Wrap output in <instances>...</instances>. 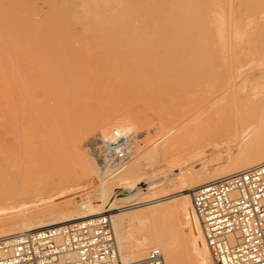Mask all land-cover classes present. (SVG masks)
Here are the masks:
<instances>
[{
    "label": "rangeland",
    "instance_id": "rangeland-1",
    "mask_svg": "<svg viewBox=\"0 0 264 264\" xmlns=\"http://www.w3.org/2000/svg\"><path fill=\"white\" fill-rule=\"evenodd\" d=\"M239 31L244 37L236 39ZM261 57L264 0H0V204L16 190H41L47 198L37 202L40 207L75 197L67 188L87 184L85 165L98 159L103 140L116 129L135 134L129 159L140 161L144 172L151 171L150 161L155 167L177 165L189 144L160 163L147 159L145 147L173 125L190 129L195 138L205 118L249 96V88L240 89L258 62L256 72L264 75ZM13 92L29 94L37 104L50 100L52 107L47 114L39 105L32 113L13 114L5 102ZM61 93L77 97L69 98L73 109L64 116ZM84 102L93 119L102 121L83 124V135L72 136L70 125L79 120L78 106L87 108ZM145 233L132 232L130 246Z\"/></svg>",
    "mask_w": 264,
    "mask_h": 264
},
{
    "label": "bare ground",
    "instance_id": "bare-ground-1",
    "mask_svg": "<svg viewBox=\"0 0 264 264\" xmlns=\"http://www.w3.org/2000/svg\"><path fill=\"white\" fill-rule=\"evenodd\" d=\"M185 30L187 31V29ZM234 37L236 39L241 38L244 37V34L239 31ZM244 50H248V48L239 47L237 51L243 52ZM252 57L254 56H251V58ZM261 59H263V57H261ZM263 60L262 62L260 61V63L263 64ZM251 62H253V60ZM258 64L259 62L256 65L253 64L254 67L250 68L251 72L249 71V78L244 82L246 85L243 84L244 86L241 89L239 88L242 91L243 89L249 88V96L245 98L239 97L238 100L236 99L237 101H233L226 105L223 104L221 110L205 118L206 121L204 120L203 125L200 126L195 138L189 137L190 132L188 131L190 129L188 130V128L182 126L176 128V125L172 128L173 125L166 130L165 133L160 134L161 136L159 138L153 140L151 145L145 147L147 159L160 163L162 160H166L173 152L184 148L183 146L185 144H189L187 154L183 157V161H180L175 166L169 165L168 167H166V164H163L161 167H155L150 161L149 166L151 168L149 170L151 171L144 172L142 165L139 163L140 161L132 160L131 158L128 160V162L133 161L130 168H128L129 164L127 162L124 169L118 173L104 174L103 170L100 168L99 159L93 160L85 165L86 172L84 173V179L86 181L85 184H87L80 190L67 188V190H70V195H78L66 198V200L57 204L44 207L39 206V201L46 200L47 198L42 196L43 192L41 190H29L28 192L16 190L14 194L10 196L8 203L0 204V237L22 232H31L50 226L107 214L110 215L111 218L121 260L124 259L125 261L122 260V262L126 264L145 258L153 248H159L162 251L165 256L166 264H216L214 257L212 259L209 253L211 249L207 245L201 220L193 206L192 193L193 190L200 185L226 179L264 164V75H258V72H256ZM18 79L20 80V78ZM67 81L69 82L68 79ZM65 82H63V85ZM11 85L14 86L13 83ZM115 88L117 89V87ZM240 93L241 91L239 94ZM34 94H32V96H34ZM61 95L62 97H66L65 93V96H63L62 93ZM69 95L71 96H69L71 100L77 98L74 93L73 95L75 97L72 96V94ZM90 97L88 99H91ZM93 97L94 96H92V98ZM69 98H63L66 100V103H68L67 105L64 100H61L63 104L65 103V107L61 108L62 115L64 113L68 114L71 112L70 109H73L71 108L72 106L69 107L71 104ZM79 98L81 99V97ZM80 99L76 100L80 101ZM88 99L85 98L86 101ZM104 100H102V103H105L106 100ZM5 102L9 112L13 114L20 111H29L32 113V111L37 109L38 105L41 106L42 113L45 112V114H47V111L52 107L50 100H41L37 104L38 101L35 100V97H31L29 94L26 96L25 94L23 95L16 92L6 95ZM92 103L93 102L90 104L93 107ZM75 104L76 103H74V105ZM90 104L87 105L90 106ZM99 104L96 105V109L99 107ZM78 107L80 109L78 108L76 110L81 112L78 111L80 115L79 120L75 118L77 120L76 123H71L72 120H69L71 123V125L69 124L71 128H69L71 129L72 136L83 135V132L78 129L81 125L90 124L94 120L99 122L102 121L101 117L93 119L94 115H92L91 112L95 106L92 110L91 107H87L88 110L90 109L91 111H87V108L83 111L82 108L84 107L80 105ZM38 108L40 109V107ZM73 111H75V109ZM48 114H50V112H48ZM30 115L29 113L27 116ZM73 116H75V113ZM31 117L33 118V115H31ZM38 117L37 120L40 119L39 115ZM19 118L21 119V117ZM49 119L52 121L51 118ZM70 119H72V117ZM7 121L9 122V120ZM40 121L42 120L40 119ZM51 121L49 122L51 123ZM62 121L63 119L60 123H62ZM130 121L132 120L130 119ZM135 121L137 120L135 119ZM138 122H141V120ZM4 123L6 122L4 121ZM41 124L43 125L42 122ZM52 125L57 126V124ZM135 125H137L136 122ZM45 130H47V128L44 129V132H46ZM66 130H68V128ZM160 131H164V128L161 127ZM146 132H149V130ZM92 137L89 136V138ZM95 138L97 139L98 137L92 138V141H94ZM141 146L143 148L142 143ZM221 150L226 151V155L221 154ZM80 159H82V157ZM23 169L25 168L23 167ZM22 173L24 172L22 171ZM9 174H6V176ZM96 201L99 203H95ZM37 202H39V204H37ZM34 207L38 208L32 210ZM104 207L108 208L106 210L102 209ZM182 227H184V231L181 230ZM140 229H144L146 233L143 238L138 237L141 240L139 243L130 246L128 243L130 234L134 231L136 233V231Z\"/></svg>",
    "mask_w": 264,
    "mask_h": 264
},
{
    "label": "built area",
    "instance_id": "built-area-1",
    "mask_svg": "<svg viewBox=\"0 0 264 264\" xmlns=\"http://www.w3.org/2000/svg\"><path fill=\"white\" fill-rule=\"evenodd\" d=\"M134 133L114 130L98 153L104 174L123 170ZM192 202L216 264H264V164L200 185ZM0 264H126L110 215L0 237ZM130 264H166L159 248Z\"/></svg>",
    "mask_w": 264,
    "mask_h": 264
}]
</instances>
